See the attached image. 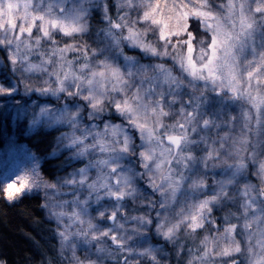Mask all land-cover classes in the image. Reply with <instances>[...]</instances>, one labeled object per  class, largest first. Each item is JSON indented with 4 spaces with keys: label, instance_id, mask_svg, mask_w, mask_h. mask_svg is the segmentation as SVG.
<instances>
[{
    "label": "snow or ice",
    "instance_id": "6c2138e0",
    "mask_svg": "<svg viewBox=\"0 0 264 264\" xmlns=\"http://www.w3.org/2000/svg\"><path fill=\"white\" fill-rule=\"evenodd\" d=\"M0 120L59 132L0 194L67 264H264V0H0Z\"/></svg>",
    "mask_w": 264,
    "mask_h": 264
},
{
    "label": "trees",
    "instance_id": "16d2710c",
    "mask_svg": "<svg viewBox=\"0 0 264 264\" xmlns=\"http://www.w3.org/2000/svg\"><path fill=\"white\" fill-rule=\"evenodd\" d=\"M92 24L94 31L97 27L103 26V21L98 12H93ZM129 54L133 53L130 52ZM114 115L115 113L111 118L117 120L118 116ZM60 131H67V129L61 128ZM211 134L216 136L215 130ZM57 135L59 132L56 130L33 134L22 121L6 125L3 120H0V152L9 139L14 138L25 143L35 154L44 156L56 148L54 137ZM67 155V152H63L55 158L46 157L42 161L41 171L47 179L54 180L56 176L63 175L65 171H70L71 167H67L65 161ZM73 166L82 165L76 163ZM251 172H254V169H251ZM212 175L220 178L222 173L218 169L209 173L210 177ZM249 175L252 182H256L254 175L251 173ZM209 182L211 183V180ZM138 183L142 188L145 187L142 181H138ZM144 195L149 199L159 198L158 196L153 197L150 189L145 191ZM41 203H43V195L40 192L26 193L14 204H9L3 194H0V260L5 261L6 264H40L41 261L46 262L47 257L52 258V264H67V261L62 260L58 255V241L52 236L47 222L36 223L38 220L44 221L45 219V213L39 207ZM219 215L220 213L217 212L216 216ZM29 237L34 238L36 243ZM159 242L163 243L162 240ZM172 264H175L174 259Z\"/></svg>",
    "mask_w": 264,
    "mask_h": 264
},
{
    "label": "rangeland",
    "instance_id": "374dc122",
    "mask_svg": "<svg viewBox=\"0 0 264 264\" xmlns=\"http://www.w3.org/2000/svg\"><path fill=\"white\" fill-rule=\"evenodd\" d=\"M50 99H52V102L55 103L54 98H50ZM114 116H118V114H115ZM111 117L110 119L114 120L112 121L113 123L121 122L119 117L116 118L117 120L112 119ZM137 143H140V141L137 140ZM32 153L34 152L25 143L19 142L14 138L9 139V141L6 143V145L3 147V149L0 152V185H3L6 182H11L12 180H14L16 178L17 173L22 174V170L30 166V154ZM44 178L46 177L44 176ZM40 193L44 195L42 191ZM63 198L71 200L72 196L71 194H69ZM179 199L183 201L184 196L181 195ZM68 210L70 211L71 209L69 208ZM158 210L159 209H157L156 211Z\"/></svg>",
    "mask_w": 264,
    "mask_h": 264
}]
</instances>
